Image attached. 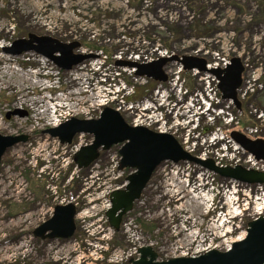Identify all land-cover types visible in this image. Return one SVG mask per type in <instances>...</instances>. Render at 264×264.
Returning <instances> with one entry per match:
<instances>
[{"label":"rangeland","instance_id":"obj_1","mask_svg":"<svg viewBox=\"0 0 264 264\" xmlns=\"http://www.w3.org/2000/svg\"><path fill=\"white\" fill-rule=\"evenodd\" d=\"M29 34L77 42L74 54L95 58L64 71L36 53L14 56L4 51ZM198 47L208 52L210 62L215 52L241 60V109L223 100L225 113L221 109L213 121L202 116L197 133L186 128L172 132L181 139L190 136V145L197 142L200 152L218 151L223 162L235 159L248 167V153L234 150L230 135L258 128L264 138V0H0V57L16 58L17 64L10 67L37 73L44 84L40 90L27 76L12 72L9 79L0 74V134L30 136L28 143L10 149L0 164V264H108L110 255L125 256L133 246L130 234L141 246H152L159 261L198 248L225 251L246 237L248 223L264 208V185L247 186L201 174L194 165L170 162L157 169L115 232L106 217L109 194L129 175L118 170L120 148L102 152L88 169L75 170L70 156L76 147L91 143L92 136L80 135L71 146H61L58 139L43 134L57 119L40 118L26 108L30 100L43 97L47 114L55 118L96 119L108 95L111 107H121L132 124L135 115L127 110L129 103L158 96V86L159 94H166L170 82L137 77L124 64L150 52L156 57L157 49L182 56ZM167 71L168 79L174 78V67L169 65ZM181 77L186 79L184 87L195 89L188 73ZM209 81L213 83L208 80L203 86L209 88ZM126 84L134 90L125 91ZM69 93H75L72 102L59 101ZM123 97L125 107L119 106ZM18 98L28 102L17 105ZM64 104L73 106L59 108ZM182 189L186 192L176 193ZM69 203L77 209L75 235L51 243L36 238L33 231L52 217L54 207ZM218 225L220 229L213 228ZM22 242L26 247H19Z\"/></svg>","mask_w":264,"mask_h":264},{"label":"water","instance_id":"obj_2","mask_svg":"<svg viewBox=\"0 0 264 264\" xmlns=\"http://www.w3.org/2000/svg\"><path fill=\"white\" fill-rule=\"evenodd\" d=\"M79 43L65 44L49 36L29 34L27 39L17 40L12 49H6L11 55L20 56L24 53H36L52 61L64 71H71L92 58L91 55H75L74 50ZM60 53V56L58 55ZM177 61L185 70L198 69L208 71L219 80V90L224 100L233 101L237 108L241 105L237 100L238 90L243 83L244 67L238 58H233L228 68L207 70L206 61L195 57H172L161 59L150 64L140 65L125 63L130 68H136V75L155 81L167 80L163 68L168 62ZM51 138L58 139L61 144H72L79 135H90L93 141L90 145L80 148L74 156L78 169H87L100 157L101 152H107L114 146H119V170H129L124 189L113 191L110 196V208L106 217L115 232L121 229L124 217L134 209L142 193L147 188L157 169L166 162L173 164L191 163L200 166L221 178L233 180L248 185H263L264 172L248 170L242 166L221 167L212 159L201 160L185 151L171 134L154 132L148 128L129 125L116 110L105 107L98 119L71 118L57 127L43 132ZM232 139L237 145L257 161H264V140H251L243 133L234 131ZM29 135L4 136L0 134V163L5 154L19 144H26ZM77 209L72 203L54 208V213L48 222L43 223L33 232L36 238L70 240L76 232ZM50 232L49 234H47ZM139 258L131 260L133 264H264V216L250 221L245 239L235 242L229 251L213 249L197 257H176L167 261H159L157 252L151 246L141 247Z\"/></svg>","mask_w":264,"mask_h":264},{"label":"built area","instance_id":"obj_3","mask_svg":"<svg viewBox=\"0 0 264 264\" xmlns=\"http://www.w3.org/2000/svg\"><path fill=\"white\" fill-rule=\"evenodd\" d=\"M156 57H154L153 52H150L149 54H146L143 56V59H138L137 61H132L133 63L138 64H150L155 61L161 60V59H168L172 57H184V56H192L197 58L205 59L207 62V69H226L228 65L230 64V60H228L226 57H224L220 52H215L212 56L214 59L212 62L208 59V52L204 51L203 48L198 47L192 49L189 53H186L182 56L171 54L168 55L167 52H162L160 50H155ZM87 55H93V54H87ZM95 58V55H93ZM84 64V63H83ZM104 64V63H103ZM103 64H99V69ZM101 65V66H100ZM169 65L174 67V78L168 79V72L167 69ZM164 73L167 76V80L170 82V87L167 90L166 94L159 92L161 91V87L158 86L156 89L158 93L151 99H147L146 101H140V102H130L129 105L127 104L128 101L124 97L120 101L119 106H127V110L130 111V114L135 115L134 123L131 125L133 126H142L149 128L151 130H154L159 133H169L172 134L176 139L180 142V144L183 146V148L190 154L200 158L201 160H207L212 159L218 166L221 167H237L242 166L240 160H232L229 163L223 162L222 159H220L219 152H210L207 148H202V151L197 150V142L194 145H190V136L186 135L184 139H181L182 137L176 136V133L172 132L173 129L176 131L178 128H186L189 130V133L191 131H194V133H197V130L200 126L201 118L206 117L207 120L213 121L216 116L220 115L219 111L222 109V112H224L223 108H221V102L223 101L219 88H218V80L210 75L207 72H202L198 69H192L189 71H185L183 67L180 65L179 62H169L164 68ZM135 74V69L131 70ZM171 71V70H170ZM182 73H188L192 80H194V85H196L195 89L190 91L186 86L184 87V83L186 82L185 77H181ZM208 80H212L213 83H210L209 81V88L203 84L207 83ZM167 82V81H166ZM199 86V87H198ZM103 87H112V84H103ZM130 89L131 91L134 90V87H129L127 84L124 86V90L127 91ZM156 92V91H155ZM240 92V91H239ZM106 97H109L108 95ZM106 101L100 103L101 110L99 113L101 114L102 110L105 107H111V104L113 103V100L110 98H106ZM127 102V103H126ZM230 104H233L231 101H229ZM113 108V107H111ZM115 109V108H114ZM118 112H120L121 107L119 109H115ZM56 113V112H55ZM222 113V114H223ZM227 115L231 118V121L234 120L232 113L227 110ZM55 116V115H54ZM67 116H71V114H68ZM62 117V119L59 120V118ZM72 118V117H70ZM70 118L59 115L56 116V118H52V120L57 119V121L53 124V127L59 126L60 124L68 121ZM188 132V131H185ZM190 135V134H189ZM251 139H258L261 138L260 132L258 128H250L249 132L246 134ZM231 141L233 139L231 138ZM206 143V142H204ZM233 145L237 146L234 147V150H241L240 147L233 141ZM231 144V145H232ZM87 145V144H86ZM203 145V144H202ZM232 145V146H233ZM68 147V146H65ZM76 147L72 154L70 159L74 156V154L81 148ZM244 151V150H243ZM200 152V153H199ZM247 154V152L245 151ZM246 164H248V167H245L246 169H253L257 171H263L264 172V161H257L254 156L248 154L246 161H244ZM188 165H192L190 163H186ZM195 167H198L202 169L201 174H213L209 172L208 170H205L199 166L194 165ZM214 175V174H213ZM238 183V182H235ZM125 183H123L121 186H116L112 189V191L123 188ZM111 191V192H112ZM109 206V205H108ZM263 212V210H262ZM260 216V214H259ZM257 218V217H256ZM255 219V218H254ZM129 239L131 243H133V246L125 253V256H120L117 253H114L109 256V258L106 260L108 264H132L131 260L138 259V251L141 247L139 243H137L138 239L134 237V235L130 234ZM136 240V241H135ZM230 247L227 249L229 250ZM105 250H108V248H105ZM211 250L209 247L206 250H200L193 249V252L189 253L187 252L185 256H199L200 254H203L207 251Z\"/></svg>","mask_w":264,"mask_h":264},{"label":"bare ground","instance_id":"obj_4","mask_svg":"<svg viewBox=\"0 0 264 264\" xmlns=\"http://www.w3.org/2000/svg\"><path fill=\"white\" fill-rule=\"evenodd\" d=\"M4 51H6V49H4ZM4 64H6L5 66H3ZM10 64H17V61H16V58H2L0 57V74H6L5 76L7 78L10 79V75H12V72H14V75L15 73L18 74L17 76H22V77H29V81H30V84L37 88L39 87L40 90L44 89V84L37 80V77L39 74H34V73H30V72H24V71H20V70H16V68H12L10 67ZM0 78H1V75H0ZM81 80V79H79ZM9 89V87H8ZM75 95V93H69L67 94L66 96H64L63 98H59V101L60 102H63V103H70L72 102L73 99H71L73 96ZM28 101L24 100L23 98H18L16 99V103L17 105H25V103H27ZM30 105H28L26 108L28 111H32V112H35L36 115L40 118H43V119H49V120H52V118H54L55 116L52 115V114H47L48 113V108H47V105H45V101L43 99V97H40L37 101H34V100H30ZM43 104V105H41ZM59 105V108L61 109H71L73 105ZM38 105H40V109H37ZM42 109V110H41ZM183 192H186V190H179L178 194H182ZM231 194H234L233 192ZM227 196H229V194H227ZM231 197V195L229 196V198ZM204 201H206L207 199H203ZM232 205L231 206H235L234 203H237V202H234L233 199H231L229 201ZM229 205V204H228ZM264 210V208H261L260 211ZM263 212H260L259 214L262 215ZM236 215V214H235ZM235 215L233 217H235ZM214 229H220V225H218L217 227H213ZM22 244V245H21ZM19 245V247L23 248V247H26V244L25 243H21Z\"/></svg>","mask_w":264,"mask_h":264},{"label":"flooded vegetation","instance_id":"obj_5","mask_svg":"<svg viewBox=\"0 0 264 264\" xmlns=\"http://www.w3.org/2000/svg\"><path fill=\"white\" fill-rule=\"evenodd\" d=\"M62 146V145H61ZM65 147V146H64ZM71 157V156H70ZM3 159V158H2ZM2 161V160H1ZM1 164V163H0ZM55 208V207H54ZM54 210V209H53ZM53 215V214H52ZM49 221V219L48 220H46V221H44L43 223H46V222H48ZM42 223V224H43ZM41 224V225H42ZM76 230H77V225H76ZM34 232V231H33ZM50 232H48L47 234H49ZM76 233V232H75ZM75 235V234H74ZM41 240V239H40ZM59 240H61V239H53V240H50V239H45V240H42V241H45V242H49V243H51V242H54V241H57V242H59Z\"/></svg>","mask_w":264,"mask_h":264},{"label":"trees","instance_id":"obj_6","mask_svg":"<svg viewBox=\"0 0 264 264\" xmlns=\"http://www.w3.org/2000/svg\"><path fill=\"white\" fill-rule=\"evenodd\" d=\"M83 171V170H82ZM127 172H128V170H127Z\"/></svg>","mask_w":264,"mask_h":264}]
</instances>
